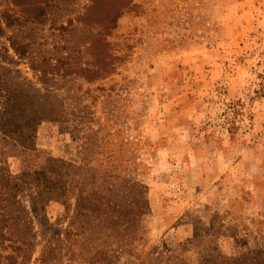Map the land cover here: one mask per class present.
Instances as JSON below:
<instances>
[{
	"label": "rangeland",
	"instance_id": "1",
	"mask_svg": "<svg viewBox=\"0 0 264 264\" xmlns=\"http://www.w3.org/2000/svg\"><path fill=\"white\" fill-rule=\"evenodd\" d=\"M95 43L115 69L89 80L75 70L92 66ZM18 90L40 110L39 149L145 186L146 252L264 264V0H0V109ZM19 149L2 163L24 201L0 215V264H34L74 203L50 192L32 206Z\"/></svg>",
	"mask_w": 264,
	"mask_h": 264
},
{
	"label": "trees",
	"instance_id": "2",
	"mask_svg": "<svg viewBox=\"0 0 264 264\" xmlns=\"http://www.w3.org/2000/svg\"><path fill=\"white\" fill-rule=\"evenodd\" d=\"M23 5L25 7V0ZM41 15L33 17L41 19ZM111 29L104 27L102 35L110 34ZM98 39L101 41V36ZM104 40L107 45H111L107 38ZM12 47L20 57L28 54V45H25V50H20L22 47L16 45ZM96 48V43L91 44L94 57L92 66L75 70L89 80L99 78L100 74H110L115 69L109 59L113 54L109 52L106 57L96 56ZM30 66L38 82H50L51 77L46 68L40 69L34 61H31ZM89 74L96 78H91ZM5 94H10L11 100L8 102L12 105L0 109V215L8 213L13 220V213L20 211L19 207L24 201L20 196L22 190L19 181L11 173L6 174L5 170L9 171V168L2 164L5 157L14 154L13 147L20 148L21 162L25 165L23 170L28 174L25 184L29 182L35 184L36 189L39 188L35 195L28 197L35 203L32 206L45 204L50 192L58 195L64 193L65 205L70 200L74 201L72 208H66L67 225L62 236L48 239L34 264H118L124 253L134 256V264H180L177 258H172L173 253L146 252L142 248L145 231L141 224L143 216L150 211L144 185L130 183L127 178L121 179L114 171L97 168L91 162L83 161L76 165L73 160L52 158L37 147L40 110L32 107L29 99L23 101L19 90L16 95L9 92ZM45 113L55 114L52 110ZM231 128H237L235 123ZM23 136L25 139H20ZM9 220L3 219L13 223ZM7 226L10 227V224L7 223ZM35 236L33 234L30 237ZM25 246L27 252L32 247V241H26ZM224 258L220 254L215 256L210 253L205 256V264H224ZM25 264L31 263L25 259Z\"/></svg>",
	"mask_w": 264,
	"mask_h": 264
}]
</instances>
